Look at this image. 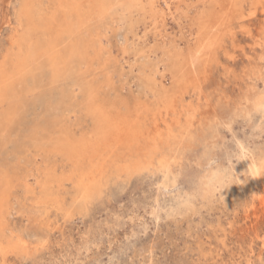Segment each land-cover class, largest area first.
<instances>
[{
    "label": "bare ground",
    "instance_id": "obj_1",
    "mask_svg": "<svg viewBox=\"0 0 264 264\" xmlns=\"http://www.w3.org/2000/svg\"><path fill=\"white\" fill-rule=\"evenodd\" d=\"M162 1L163 7L158 0H21L15 33L0 55V153L19 118L18 106L22 119L30 115L24 118L30 121L22 148H6L7 156L0 158L1 259L17 248L9 215L18 185L38 213V226L48 229V212L65 211L70 218L64 207L68 193L71 202L85 204L112 175L158 170L169 176L174 160L165 143L193 126L218 27L234 6L207 0L216 7L201 16L196 0H177L175 10L184 2L193 12L179 24L183 29L187 23L189 32L184 36V28L178 36L164 16L174 14L173 6ZM252 170L257 181L259 168L253 164Z\"/></svg>",
    "mask_w": 264,
    "mask_h": 264
},
{
    "label": "rangeland",
    "instance_id": "obj_2",
    "mask_svg": "<svg viewBox=\"0 0 264 264\" xmlns=\"http://www.w3.org/2000/svg\"><path fill=\"white\" fill-rule=\"evenodd\" d=\"M161 1L158 3L163 7ZM168 1L174 10L173 15L164 13L169 30L180 36L186 28L187 35V23L183 29L179 24L193 12L187 11L184 2L175 10L178 1ZM20 2L0 0V55L15 33ZM196 2L200 3L197 12L201 16L216 7L207 0ZM223 3L234 6H230L234 10L218 27L216 51L202 82L197 119L182 138L165 143L170 161L174 160L169 176L158 170L112 175L86 205L71 202L68 193L64 207L70 218L65 211H50L47 219L54 226L50 224L48 229L38 226L34 220L38 213L27 204L18 185L11 196L9 215V230L17 248L4 260L0 258V264H264V0ZM113 16L117 20L121 17ZM121 27L116 36L119 42L124 33ZM18 108L19 118L9 128L7 152L22 148L30 121L24 119L30 115L22 119V106ZM5 149L1 159L7 156ZM253 164L259 168L258 182L252 179ZM224 167L229 177L227 185L220 187L223 178L215 181L212 174Z\"/></svg>",
    "mask_w": 264,
    "mask_h": 264
},
{
    "label": "clouds",
    "instance_id": "obj_3",
    "mask_svg": "<svg viewBox=\"0 0 264 264\" xmlns=\"http://www.w3.org/2000/svg\"><path fill=\"white\" fill-rule=\"evenodd\" d=\"M212 175L214 180H219L223 178L224 182L220 185V187H225L227 185V176H228L227 168L217 169Z\"/></svg>",
    "mask_w": 264,
    "mask_h": 264
}]
</instances>
